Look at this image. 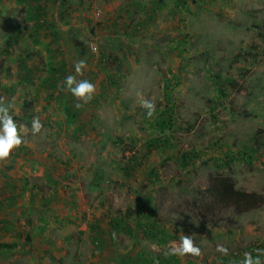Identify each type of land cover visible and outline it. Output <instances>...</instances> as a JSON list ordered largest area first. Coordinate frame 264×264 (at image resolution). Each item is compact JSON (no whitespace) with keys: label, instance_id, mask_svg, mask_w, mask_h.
Masks as SVG:
<instances>
[{"label":"rangeland","instance_id":"obj_1","mask_svg":"<svg viewBox=\"0 0 264 264\" xmlns=\"http://www.w3.org/2000/svg\"><path fill=\"white\" fill-rule=\"evenodd\" d=\"M263 27L264 0L5 5L0 99L14 102V119L28 132L26 143L0 160V187L8 174L41 188L23 219L22 196L19 205L9 201L7 207L21 234L15 243L28 253L25 262L120 264L131 255V264H157L182 234H195L201 255L174 256L172 264H231L245 251L264 248V203L243 213L200 212L217 175L231 177L237 190L264 196ZM81 59L86 68L78 79L96 85L92 100L76 109L77 99L65 88L52 101L42 100L46 80L62 64L64 80ZM24 60L27 67L19 69ZM6 89L18 94L6 95ZM140 99L155 102L152 117H145ZM37 116L43 127L33 136L30 121ZM70 191L79 208L66 206ZM148 203L151 216L145 215ZM7 215L0 211V224ZM119 220L129 232L111 227ZM161 236L169 241L161 243ZM104 237L114 244H104ZM218 244L228 256L216 252ZM110 250L117 252L111 261ZM15 258L23 256L0 246V264Z\"/></svg>","mask_w":264,"mask_h":264},{"label":"clouds","instance_id":"obj_2","mask_svg":"<svg viewBox=\"0 0 264 264\" xmlns=\"http://www.w3.org/2000/svg\"><path fill=\"white\" fill-rule=\"evenodd\" d=\"M86 68L85 60L81 59L73 64L74 74L67 75L63 80V87L73 97L77 99L74 107L80 109L83 105L88 104L96 92V85L88 79H78L83 75ZM140 96V94H137ZM139 106L145 110V117L150 118L156 111V104L152 99H140ZM15 108L13 101L5 103L0 99V160L7 159L14 149H18L22 144L26 143L25 136L28 132L26 124H18L12 114ZM31 134H38L43 124L40 118L33 117L30 121ZM195 234L187 236L182 234L178 242H173L165 252V256L183 257L191 255L199 257L201 255V247L194 243ZM216 252L221 256H228L229 249L222 244L216 246ZM231 264H264V248H253L251 251H245L239 261L233 260Z\"/></svg>","mask_w":264,"mask_h":264},{"label":"crops","instance_id":"obj_3","mask_svg":"<svg viewBox=\"0 0 264 264\" xmlns=\"http://www.w3.org/2000/svg\"><path fill=\"white\" fill-rule=\"evenodd\" d=\"M27 1V0H26ZM13 2V0H0V11H2V8L5 7V5H10ZM155 3H161V2H155ZM114 25H116V22L114 24L111 25V27H113ZM140 25V24H139ZM125 28H128V26H124ZM139 27V26H138ZM43 27L38 26V31L43 32L42 31ZM56 35V34H54ZM129 35H133L132 33H130ZM57 47V46H56ZM56 51V50H55ZM26 60V59H25ZM25 60L21 63L19 69L24 66H26V62ZM27 67V66H26ZM60 72L56 73L59 74L58 77L56 78L57 75H53V77L49 78L48 80H46V82L43 84V88H44V92L41 94V98L42 100H44L45 102H49L53 100V93L54 96L57 97V90H60V94H63V74L62 72L65 70L63 64L60 66ZM30 81H32L31 79H29ZM51 84H55V86H52ZM19 85V84H18ZM18 85L16 87H18ZM15 88V87H14ZM55 90V91H54ZM10 91V90H9ZM7 91L6 95L9 96H15L18 94V91ZM59 92V91H58ZM54 97V98H55ZM19 152H21V150H19ZM19 155V154H18ZM18 157V156H17ZM16 161H18L19 159H14ZM9 162H13V159H11ZM153 180H158L160 179L157 174H153L152 176ZM4 182L6 184H2V188L0 187V196L5 195L7 198L3 201H0V211L2 212V215H7L8 210L9 209H13V208H7L10 207L11 205L9 204V201L15 202L16 204H20L19 203V199L22 196L23 197V201H25V203H23L27 208L23 207V210L20 212V215L22 216V219L25 215V209L26 211L31 210V208H28V206H30L31 203H29V201L32 200L33 196H37L35 191H41V188H39L40 186H32L31 183L29 182L28 178L26 176H17V177H12L8 174H6L4 176ZM58 189V188H54ZM69 200L67 202H65L66 206L68 208H79L80 206V201L77 199L76 195H74L73 192L70 191L69 193ZM28 201V202H27ZM2 220H5L4 217H2ZM6 223L5 224H0V246L1 245H7V246H13L12 249V253L14 254H18L21 253V256H23V258H15V259H11L10 262L14 263V264H27L26 261V256L24 254H28L26 251L22 250L25 249L24 244L23 245H17L15 242L16 240H20L21 234L19 233L18 229H17V225L13 224L12 221H10L8 219V215H7V220H5ZM25 222V220H24ZM123 223V224H122ZM100 223L95 222L94 227L96 229L99 228ZM122 226V229L125 232H129L130 227L129 225L126 223L125 220H119L118 224H114L112 223L111 227L114 229H117L119 227ZM109 232V231H108ZM130 235L132 234L131 232L129 233ZM163 236V235H162ZM161 236V243L165 244L169 241V239L162 237ZM132 238H134V236L131 235ZM151 239H156V236H153V234H151ZM95 240L99 241V244H102V241L104 239V244L106 245H111L114 244V239L111 240V237H104L102 238H93ZM126 239H124L123 241H125ZM139 240H137L138 243ZM22 250V252H20V249ZM113 248V247H112ZM111 252L106 255L107 258L111 261L112 258L117 254L116 251L114 250H110ZM129 255V254H127ZM123 256L121 258V262L120 264H131L133 262V256ZM162 257H167V256H162ZM171 257V256H170ZM174 259H176L174 256H172ZM178 259V258H177ZM3 264V263H1ZM28 264H35L32 262H29ZM107 264H111V262H108Z\"/></svg>","mask_w":264,"mask_h":264},{"label":"trees","instance_id":"obj_4","mask_svg":"<svg viewBox=\"0 0 264 264\" xmlns=\"http://www.w3.org/2000/svg\"><path fill=\"white\" fill-rule=\"evenodd\" d=\"M264 29V27H263ZM264 38V34L262 35ZM13 41V40H12ZM15 42H12V44ZM11 44V45H12ZM11 46L9 45L8 48H6V53H10ZM24 63V62H23ZM26 68V66H24ZM57 75L56 78L58 77L59 74ZM231 81V79H229ZM52 86H55V84H51ZM172 87L170 84L167 86L168 91V96L171 99L173 97L172 94ZM236 88L234 87V90ZM7 91L5 90V94H7ZM10 92V91H9ZM12 92V91H11ZM168 125V128L170 124ZM163 126L161 127L162 129H165ZM167 140L164 139L161 144L166 145ZM149 148L156 147L157 145L150 144L148 145ZM247 150V149H246ZM249 151V150H247ZM251 151V150H250ZM245 154V153H244ZM235 157H232L231 161L235 160ZM185 160H188V157L185 156ZM239 161V158L236 159ZM207 192L209 193V198L206 199V202L202 203L201 208V214H208L211 212H220L222 210H227V209H232L237 213H243V212H248L249 210L256 209L260 206L263 205L264 203V196L260 193H254V192H247V191H241L237 190L235 187V182L231 177H224V176H214L210 178V186L208 187ZM211 198V199H210ZM152 203H148L147 205V214L146 216H151L152 215V208H151ZM2 248L11 250L13 249V246H7V245H1ZM172 259H174L172 256L171 257H162L157 264H172ZM147 262V260H145Z\"/></svg>","mask_w":264,"mask_h":264}]
</instances>
